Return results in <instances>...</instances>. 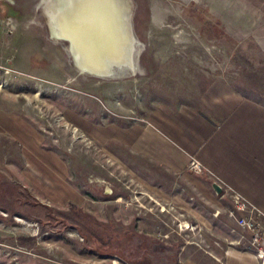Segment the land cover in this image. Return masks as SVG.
<instances>
[{
    "label": "rangeland",
    "instance_id": "obj_1",
    "mask_svg": "<svg viewBox=\"0 0 264 264\" xmlns=\"http://www.w3.org/2000/svg\"><path fill=\"white\" fill-rule=\"evenodd\" d=\"M37 1L35 23L5 38L0 114L12 109L56 153L61 184L51 178L45 196L21 181L19 146L0 135V264H224L234 249L264 264L258 208L237 210L235 191L203 167L168 171L120 134L162 101L198 109L214 76L264 103V0H118L134 69L109 76L75 61L55 23L59 0Z\"/></svg>",
    "mask_w": 264,
    "mask_h": 264
},
{
    "label": "crops",
    "instance_id": "obj_2",
    "mask_svg": "<svg viewBox=\"0 0 264 264\" xmlns=\"http://www.w3.org/2000/svg\"><path fill=\"white\" fill-rule=\"evenodd\" d=\"M37 2L0 0V18L10 17L15 26L9 34L0 27V47L7 45L8 37L13 39L15 32L35 23ZM1 111L0 135L16 140L23 160L18 177L48 196L47 183L62 176V160L40 147L37 135L30 133L20 117L9 113L12 109ZM146 120L135 125L133 136L126 129L120 130L124 140L174 173L186 169L194 156L202 164V175L220 185L221 188L216 184L218 190L238 192L264 214L263 102L242 95L224 78L214 76L202 88L198 109L173 107L162 101L151 109ZM46 161L53 165L48 168ZM199 182L204 185L201 178ZM239 253L235 249L226 252L224 264H249Z\"/></svg>",
    "mask_w": 264,
    "mask_h": 264
},
{
    "label": "bare ground",
    "instance_id": "obj_3",
    "mask_svg": "<svg viewBox=\"0 0 264 264\" xmlns=\"http://www.w3.org/2000/svg\"><path fill=\"white\" fill-rule=\"evenodd\" d=\"M58 5L52 8L58 34L82 70L109 76L115 66L134 69L127 10L118 0H59ZM114 37L122 40L121 49Z\"/></svg>",
    "mask_w": 264,
    "mask_h": 264
},
{
    "label": "built area",
    "instance_id": "obj_4",
    "mask_svg": "<svg viewBox=\"0 0 264 264\" xmlns=\"http://www.w3.org/2000/svg\"><path fill=\"white\" fill-rule=\"evenodd\" d=\"M0 27L4 28L5 32H7V34H9L15 28L13 21L10 17H5L3 19L0 18ZM3 50H4L3 46H1L0 47V73L1 72L2 73H8L10 71L9 68L5 64L3 65V62L7 63V61H8V58H4ZM188 166L190 169H192L195 172H200L202 170L201 163L195 157H191ZM233 204L237 210L242 211V210L248 209L250 212H252L250 214H253L254 208L256 209V207L250 205L248 203V201L242 195H240L239 193H236V192H234V194H233ZM249 207H251L253 209H251ZM258 214L261 215V218L263 217V219H264V214L262 212L258 211ZM249 217H250V221L249 220L247 221L246 215L240 216L239 217V219L241 220L240 223H242V224L247 223L248 227L253 229V228H255V222H254V219L252 218V215ZM251 218H252V220H251ZM263 222H264V220H263ZM259 230H261V235L258 236L259 239L257 240V237H254V239H256L255 241L258 242V246L256 248V253L259 255L262 254L264 257V223L261 226V228H259Z\"/></svg>",
    "mask_w": 264,
    "mask_h": 264
}]
</instances>
